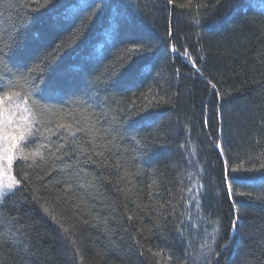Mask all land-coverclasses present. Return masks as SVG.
<instances>
[{"label":"trees","instance_id":"trees-1","mask_svg":"<svg viewBox=\"0 0 264 264\" xmlns=\"http://www.w3.org/2000/svg\"><path fill=\"white\" fill-rule=\"evenodd\" d=\"M0 96V264H264V0H0Z\"/></svg>","mask_w":264,"mask_h":264},{"label":"snow or ice","instance_id":"snow-or-ice-1","mask_svg":"<svg viewBox=\"0 0 264 264\" xmlns=\"http://www.w3.org/2000/svg\"><path fill=\"white\" fill-rule=\"evenodd\" d=\"M11 98V96L0 97V161L6 160L8 169L11 168L13 160L16 158V151L19 149L20 144L26 142L28 137L36 131L30 125L21 124L15 115L10 114L7 118L5 117V99L10 102ZM129 118H132L131 114ZM4 175L5 171L0 167V196L3 195L5 189L11 190L20 183L15 176L11 175L8 176L7 183H4ZM233 179L238 180L241 177L234 176ZM261 180L264 181V176H261Z\"/></svg>","mask_w":264,"mask_h":264},{"label":"rangeland","instance_id":"rangeland-1","mask_svg":"<svg viewBox=\"0 0 264 264\" xmlns=\"http://www.w3.org/2000/svg\"><path fill=\"white\" fill-rule=\"evenodd\" d=\"M0 97H6V96H0ZM10 114L15 115L19 119V122L21 124H24V125L31 124L30 114L28 113L26 107L23 105V103H21L15 98H11L10 102L7 99H5L4 115L7 118ZM20 118H26V119H20ZM12 166H13V163L11 165V168L8 169L7 161L6 160L0 161V167H2L5 171V175L3 178L4 183H7L8 176L10 175L14 176ZM7 190L8 189H5L4 192Z\"/></svg>","mask_w":264,"mask_h":264},{"label":"water","instance_id":"water-1","mask_svg":"<svg viewBox=\"0 0 264 264\" xmlns=\"http://www.w3.org/2000/svg\"><path fill=\"white\" fill-rule=\"evenodd\" d=\"M171 35H172V32H170V36ZM195 69L198 70L197 67H195ZM218 149L221 152V155L223 157V153H222V149H221V146L220 145L218 146ZM226 172H227V169H226ZM227 184H228V182H227ZM234 234H235V226H233V234H232V237H233Z\"/></svg>","mask_w":264,"mask_h":264}]
</instances>
